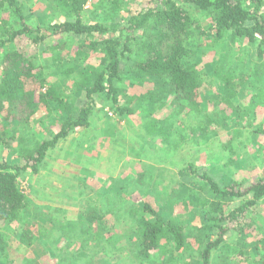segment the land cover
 <instances>
[{"label":"trees","instance_id":"obj_1","mask_svg":"<svg viewBox=\"0 0 264 264\" xmlns=\"http://www.w3.org/2000/svg\"><path fill=\"white\" fill-rule=\"evenodd\" d=\"M50 1L52 12L62 14L64 19L54 22L41 16L39 23L44 26H40L29 24L21 0H0V151L15 144L21 158L16 163L8 158L0 160V264H14L9 252L10 234L32 246L37 237L31 229L34 221L51 219L29 209L28 197L20 186L22 175L38 171L46 156L71 132L90 127L98 97L111 99L120 115L135 110L141 113L147 140L150 144L162 142L158 150L160 161L205 142L209 133L215 131L212 120L230 134L244 135L243 128H252L246 134L264 136V123H256L257 111L264 106L263 69V75L260 67L244 74L228 63L221 66L206 57L213 49L200 41L202 18L208 16V30L218 40L228 45V40L235 44L234 41L245 39L256 44L261 57L264 0H133L146 1L138 10H132L123 0ZM88 2L93 7L94 20L85 17ZM194 10L198 16L191 13ZM72 37L77 49L66 55L65 50L74 46L70 43ZM12 43L21 46L6 50ZM39 51L51 53L48 58L55 59L52 67L59 79L49 84L43 63H38L37 54L34 55ZM94 53L98 55L96 64L89 62ZM196 55L200 60L195 61ZM203 58L208 59L204 64L208 73L218 81H206L207 71L203 73L200 66ZM240 74H247V81L253 78L248 94L243 84L236 81ZM70 80L75 84L73 88L68 85ZM203 96L207 101L202 100ZM208 101L213 103L212 110H208ZM199 115L205 117L193 125L187 121L190 116ZM51 116H55V134L29 140L28 146H22L24 134L34 136L30 129ZM184 123L186 128L181 126ZM233 137L222 143L232 145ZM189 161L176 167L182 179L172 196L161 191L159 182L152 178L155 171L147 168L137 172V178L127 177L135 187H119L111 195L115 197L99 212L86 208L79 213V222H53V233L70 232L67 249L57 246L60 235L56 242L47 241L54 256L69 253L73 264H97L99 254L103 255L100 264H128L132 258L142 264H190L184 261L183 250L187 249L191 251L189 257L201 264H213L216 259L219 264H264V239L256 234H242V220L235 226L233 222L247 217L264 199V177L248 184L232 177L221 185L218 180L222 176L208 170L199 173L196 164ZM227 165L226 162L222 166ZM157 187L161 194L156 193ZM182 189L191 191L181 194ZM123 193L124 207L119 199ZM164 195L172 209L156 205L153 198L158 201L156 196ZM178 205L186 209L184 220L176 219ZM108 213L133 220L125 234L129 248L126 242V246L122 245L124 234L113 232L106 218ZM95 221L97 230L93 229ZM15 223L21 225L20 233L12 226ZM230 232L234 233L235 243L243 239L241 246L232 247L235 245L227 239ZM85 240L81 250L77 243ZM91 243L95 249L89 248ZM112 248L118 251L114 253ZM84 250L90 251V259L82 258ZM63 257L66 256H59L61 263ZM31 264L40 263L36 260Z\"/></svg>","mask_w":264,"mask_h":264},{"label":"rangeland","instance_id":"obj_2","mask_svg":"<svg viewBox=\"0 0 264 264\" xmlns=\"http://www.w3.org/2000/svg\"><path fill=\"white\" fill-rule=\"evenodd\" d=\"M123 1L127 6H130L132 10H138L144 7L146 2H136L133 0H127L128 2H126V0ZM21 4L29 24L37 25V23L41 22L39 20V18H42L41 16H45V20L49 19L54 22L64 19L62 14L52 12V3L50 0H21ZM84 13L87 19L94 20L95 15L90 2L87 3ZM191 13L196 16L199 15L195 10L191 11ZM8 14L7 12L6 15ZM210 19L211 18L206 16V18H202L201 22L203 31L200 33L203 35L200 36V41L203 42V44L205 43L209 49H213L209 51L206 57L208 59L211 58V61L214 59L216 63L221 66H226L228 63L232 68L238 69L240 73L247 72L250 74L255 67H260V75H263L264 54L259 57L256 44L248 43L245 39H242L240 41H234L235 44L232 43L231 40H228V45H226L223 41L217 39L214 32H209L208 26ZM39 24L40 26H44L43 23ZM74 38L75 37L70 38V43L74 46H69L68 50H65L66 55L77 49ZM18 46H21L20 43H12L6 47V50L9 51ZM36 54L37 62L43 63L42 66H44V70L47 73L46 84H49L51 80L54 81L59 79L58 76L54 75V66L52 67L53 60L55 59L48 58L51 53L39 51L35 52L34 55ZM94 54L93 57H91V55L89 57V62L92 64H96L97 62L96 56L98 55L96 53ZM198 59L199 57L197 56L195 61ZM208 59L203 58L200 66L203 73L207 71L205 79L210 84L213 81H218V78L208 73L204 65L207 63ZM261 63L263 66H258L261 65ZM246 75H238L236 81L243 84L246 94H248L250 82L253 78L247 81L249 78H246ZM256 80L258 81V79ZM68 85L72 86V88L75 86L74 82L71 80ZM74 93L75 92L72 94ZM83 97L82 95L81 98ZM248 97L247 95L246 98ZM202 100L207 101L204 96ZM208 102V110H212L213 103L212 101ZM257 112L258 119L256 123H264V106H261ZM54 117L51 116L50 119H46L47 122H38L34 125L30 131H34L33 135H36V138L29 134H24V144L21 145L26 147V145H29V140L32 141L37 138L52 137L56 132L52 125ZM204 117L205 116L201 115L190 116L187 121L193 125V123L201 121V118ZM180 119H183V117H180ZM212 122L214 123L212 128H214L215 131L209 133L208 138H205V142L201 140V142H203L202 144L199 143L200 145H195L193 147L194 149H188L186 153L182 152L181 154H177L175 151L176 154L171 153L167 156L164 155V161H160L158 160V154L160 153L158 150L162 147V142L158 140L156 142L157 145L156 143L150 144V141L147 140L148 135H146L144 119L141 113L135 110V112L129 115H120L115 107H113L111 99H105L104 96L98 97L91 114L90 127L71 132L58 143L57 148H54L52 152L46 156L44 163L40 165L38 171L22 175L20 186L28 197L30 203L29 209L38 214H44L46 219H51L47 222L43 220L34 221V226H32L31 229L37 237L32 246L21 243L17 239V236L13 234L9 235V252L11 258L14 259V264H31L36 260L39 261L40 264H73L74 262L68 257L71 254L69 255V253L61 252L59 256H66L63 257L65 258L64 262H66L61 263V261H59V256L57 255L58 258L54 256L55 254L52 253L49 247L47 241L56 242L59 235L61 238L57 246L60 249H67L69 246L66 244V239L70 232H67V230H58L53 233V222L56 223L57 221L59 223L58 220L79 222L78 215L81 211L86 210V208H94L99 212L100 208L105 205L111 197L112 199L115 197L111 195L114 194L119 187H135L133 181L128 178H132V176L133 178H137V172L146 170L147 168V170L155 171L152 178L157 180L162 187V190L157 187L158 190L156 193L161 194V191H164L165 195L168 196L175 194L176 188L179 186V178L182 179V175L179 174L176 167L184 160H190L189 162L195 163L199 173L208 170L210 173L214 172L217 177L222 176L218 180L221 185L228 183L232 177L236 180L245 181L246 184L257 177H264V136L254 137L251 136V134H246L248 132L247 130H252V128H243L245 130L244 135L237 133L230 134L227 131L228 129L222 128L216 120H212ZM181 126L186 128V123L181 124ZM26 130L28 132L29 129ZM196 134L200 135L199 132ZM232 137V145L222 143L229 141ZM207 145L209 147H206ZM12 146L15 147L16 145L14 144ZM14 147H6L4 150L0 151V160L8 158L11 163L19 162L21 158L18 150ZM182 157L184 160H181ZM227 158L231 160L228 161ZM226 162L228 165L226 167L222 166L226 164ZM185 164L188 165L189 163ZM146 181L147 183L149 182V184L151 183L147 179ZM190 191V189H182L179 193L186 194ZM124 195H126V193H123V196L119 198L123 207L126 205V200L123 199ZM165 195L163 197L156 196L158 201H156L155 198L153 199L157 206L165 210L172 209L168 202L163 199L167 197ZM134 197L135 196H133V198ZM176 210L177 213L175 215H177V220L181 218L184 220V218H187L185 217L186 209L183 206L178 205ZM106 218L112 230H114V233H120V236L124 234L122 245H125L128 240V235L125 234L132 225L133 220L131 218L120 219L116 214L112 213H108ZM241 220L245 230L242 234H256V237H262L264 239V199L247 217H240L233 221L235 223L234 226L237 224V221ZM97 221L93 222L94 230H97ZM40 224L41 226L44 225L43 228L39 227ZM12 226L17 229L18 233L21 232L19 229L21 225L15 223V225ZM63 232L66 233L63 234ZM187 234L189 235L191 233L187 232ZM233 235L234 233L230 232L228 234L229 238H227L229 242H232V245H235L232 247L241 246L243 239L240 240V243H235ZM188 239H190V236ZM86 242L87 240L84 242L79 241L77 245L82 250ZM94 242L97 241L95 240ZM126 245V248L130 247L128 243ZM78 247L75 246V248ZM75 248H71V250ZM89 248L95 249L94 244L91 243ZM117 251L116 248H112V252L116 253ZM89 252L90 251L85 250L81 252L82 258L86 260L90 259ZM183 253L186 258L184 260L185 263L201 264L199 261L189 257L191 253L190 250L184 249ZM102 256L101 254L96 256L98 259L96 260L97 264H100V257ZM132 259L127 261V263L139 264L141 262L139 259L135 258L137 262L134 261V258ZM27 260H29V262ZM218 262L219 259H216L213 264H219ZM140 264H142V262Z\"/></svg>","mask_w":264,"mask_h":264}]
</instances>
